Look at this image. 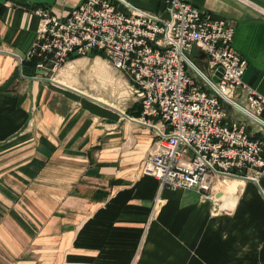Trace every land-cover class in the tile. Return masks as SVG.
I'll return each instance as SVG.
<instances>
[{
    "label": "crops",
    "instance_id": "1",
    "mask_svg": "<svg viewBox=\"0 0 264 264\" xmlns=\"http://www.w3.org/2000/svg\"><path fill=\"white\" fill-rule=\"evenodd\" d=\"M78 1L0 0V264H264V175L223 184L218 211L197 190L163 189L140 171L156 134L123 72L93 55L125 84L99 97L54 77L90 52L36 70L34 9L64 17ZM128 1L164 14L165 0ZM187 1L230 21L242 81L264 97V0ZM190 57L204 69L199 48Z\"/></svg>",
    "mask_w": 264,
    "mask_h": 264
},
{
    "label": "built area",
    "instance_id": "2",
    "mask_svg": "<svg viewBox=\"0 0 264 264\" xmlns=\"http://www.w3.org/2000/svg\"><path fill=\"white\" fill-rule=\"evenodd\" d=\"M34 13L39 24L27 56L37 58V71L95 50L127 76L139 118L156 134L140 171L161 188L195 189L211 199L226 177L264 175V140L226 106L264 123V97L242 81L247 60L233 48L228 19L187 0H165L162 15L128 0H79L64 17L47 7ZM195 47L206 56L204 69L189 65Z\"/></svg>",
    "mask_w": 264,
    "mask_h": 264
},
{
    "label": "rangeland",
    "instance_id": "3",
    "mask_svg": "<svg viewBox=\"0 0 264 264\" xmlns=\"http://www.w3.org/2000/svg\"><path fill=\"white\" fill-rule=\"evenodd\" d=\"M93 55H97V54L89 53V57H91V58L87 57L85 59L83 58V59H80L78 61H70L66 64H63L62 67L54 73V77L56 79H59L61 81L66 82L68 84H71V83L74 84L75 83L77 86H79L80 88L85 90L87 93L91 92V93L96 94L99 97H103V96L104 97H106V96L116 97V96H119L125 87V84H123L122 79L117 74H115L114 79H113L114 81H112L111 83L109 81H105V78H102L93 68V66H94L92 64L93 63V59H92ZM76 57H78V56H76ZM97 60H98V63L104 62V63H107L110 66H112L111 63H109L108 61H104V60L101 61L100 58H97ZM106 66L104 65L103 68ZM108 69H109V67H108ZM238 101L243 102L244 101L243 96L238 98ZM226 106H227L228 112L231 115L237 116L240 119H243L248 123H251L248 126L250 131H252V132L260 131L262 134H264V127L263 126L257 124L256 122L250 121V119H248L246 116L242 115L237 110H235L232 105L227 104ZM230 179L231 180L232 179L237 180L239 178L232 177V176L226 177V178H224L223 183H221L222 181H220V183L217 185L218 187L213 189L212 194L215 197H211L210 201L213 203V208H216L217 211H218V205L217 204H218L219 199L225 197L221 193V191H222L221 187L223 184H226L227 182H229ZM235 183H237V182L236 181L231 182V184H230L231 190H233L236 187ZM183 190H185V189H183ZM193 190H195V189H193ZM197 192L201 193V196L205 199V197L202 195V194H205V192H202V191H197ZM208 193H209V191H208ZM227 201H230L231 203L230 202L226 203ZM224 203L226 204V206H224V207L228 208V207L232 206L233 201H232L231 197L228 196V197H226V199L221 204L224 205ZM150 217H152V216L150 215ZM139 249H140V246H138V250Z\"/></svg>",
    "mask_w": 264,
    "mask_h": 264
},
{
    "label": "water",
    "instance_id": "4",
    "mask_svg": "<svg viewBox=\"0 0 264 264\" xmlns=\"http://www.w3.org/2000/svg\"><path fill=\"white\" fill-rule=\"evenodd\" d=\"M189 65H191L194 69H197L198 70V65L193 61V60H191L190 58H189ZM218 76H220V73H219V71H217L216 72V75H214L213 76V79H215V80H217L218 79ZM233 106V108L235 109V110H237L239 113H241L242 115H244V116H246L248 119H250L251 121H253V122H256V123H258L259 125H261V126H263L264 127V123H262V122H260V121H257L255 118H253L251 115H249L246 111H244L241 107H239V106H236V105H232Z\"/></svg>",
    "mask_w": 264,
    "mask_h": 264
},
{
    "label": "trees",
    "instance_id": "5",
    "mask_svg": "<svg viewBox=\"0 0 264 264\" xmlns=\"http://www.w3.org/2000/svg\"><path fill=\"white\" fill-rule=\"evenodd\" d=\"M90 53L99 54V55H102V56L104 57V54H103L102 52H99V51H95V50H93V51H91ZM73 57H75V56L72 55V54H70L69 59H72ZM28 62H30V61H28ZM30 64H33V62L30 63ZM136 114H138V112H136ZM261 116L264 118V112L261 113ZM247 130H248V131L250 130L249 127H247ZM254 136H255V137H258V138H261V139L264 140V134H262L260 131H256V132L254 133ZM262 182H263V184H264V177H263V179H262Z\"/></svg>",
    "mask_w": 264,
    "mask_h": 264
},
{
    "label": "bare ground",
    "instance_id": "6",
    "mask_svg": "<svg viewBox=\"0 0 264 264\" xmlns=\"http://www.w3.org/2000/svg\"><path fill=\"white\" fill-rule=\"evenodd\" d=\"M221 208H225L224 206H226V204L224 203V205L220 204Z\"/></svg>",
    "mask_w": 264,
    "mask_h": 264
}]
</instances>
